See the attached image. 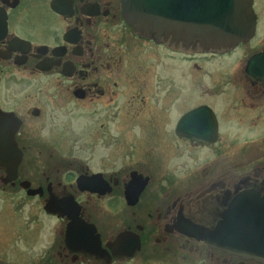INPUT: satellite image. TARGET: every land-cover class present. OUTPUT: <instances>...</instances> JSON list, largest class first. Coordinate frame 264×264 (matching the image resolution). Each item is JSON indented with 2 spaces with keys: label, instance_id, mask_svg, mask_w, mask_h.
I'll return each instance as SVG.
<instances>
[{
  "label": "flooded vegetation",
  "instance_id": "af4514ba",
  "mask_svg": "<svg viewBox=\"0 0 264 264\" xmlns=\"http://www.w3.org/2000/svg\"><path fill=\"white\" fill-rule=\"evenodd\" d=\"M253 8L257 32L264 0ZM239 49L139 35L124 0H0V111L22 152L14 181L0 170V264L35 260L19 251L28 238L7 237L19 195L56 221L33 264H263L185 233L215 230L241 193L264 196V80L247 70L264 46L223 72Z\"/></svg>",
  "mask_w": 264,
  "mask_h": 264
},
{
  "label": "water",
  "instance_id": "95a60500",
  "mask_svg": "<svg viewBox=\"0 0 264 264\" xmlns=\"http://www.w3.org/2000/svg\"><path fill=\"white\" fill-rule=\"evenodd\" d=\"M127 22L139 35L184 52H227L247 43L256 32L253 0H124ZM248 73L264 80V52L253 56ZM20 122L0 111L2 182L14 181L22 161L16 143ZM31 194H36L31 191ZM46 211L56 214L52 203ZM73 224L68 228V234ZM187 234L209 245L264 263V196L239 194L215 230L192 227ZM134 249V248H133ZM133 249L127 255H134Z\"/></svg>",
  "mask_w": 264,
  "mask_h": 264
},
{
  "label": "rangeland",
  "instance_id": "374dc122",
  "mask_svg": "<svg viewBox=\"0 0 264 264\" xmlns=\"http://www.w3.org/2000/svg\"><path fill=\"white\" fill-rule=\"evenodd\" d=\"M263 46L264 18H260L259 26L254 38L246 44H241L240 49L231 59L224 61L223 64L218 65L217 63V65L223 69V72H225L227 71V67H233V64L237 63L239 58H242V56H245L247 53L255 52ZM244 62L245 61H243V63ZM221 75L226 78L223 73H221ZM209 77L218 78L219 76H215V73H209L207 78ZM77 153L82 158H87L88 156L87 152L78 151ZM3 200L5 203L6 198L4 197ZM2 203L3 201L0 199V205H2ZM10 206L13 208V215L12 220L8 223L7 237H11L14 244H17V240L28 238L27 244H25V246H21L19 251H26L29 256L28 260L33 261V259H35L33 263L36 261L38 263L39 257L43 256L45 253L51 252L53 248L56 221L43 214L41 209L42 204L36 198H30L27 202L21 203L20 195L13 196L12 204ZM4 231L6 232L7 230ZM4 231L0 230V232ZM155 258L152 261L147 260V262L145 261L144 263L133 262L130 264H165V262H162L161 259L156 260ZM13 259L16 260L15 255H13Z\"/></svg>",
  "mask_w": 264,
  "mask_h": 264
}]
</instances>
